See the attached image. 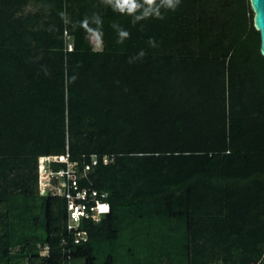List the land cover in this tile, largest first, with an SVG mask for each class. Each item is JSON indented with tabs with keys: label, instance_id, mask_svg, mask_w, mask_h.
I'll return each mask as SVG.
<instances>
[{
	"label": "trees",
	"instance_id": "1",
	"mask_svg": "<svg viewBox=\"0 0 264 264\" xmlns=\"http://www.w3.org/2000/svg\"><path fill=\"white\" fill-rule=\"evenodd\" d=\"M137 3L0 0V264H264L249 2L181 0L140 20ZM65 153L109 204L77 242L64 198L38 190L39 157Z\"/></svg>",
	"mask_w": 264,
	"mask_h": 264
},
{
	"label": "built area",
	"instance_id": "2",
	"mask_svg": "<svg viewBox=\"0 0 264 264\" xmlns=\"http://www.w3.org/2000/svg\"><path fill=\"white\" fill-rule=\"evenodd\" d=\"M52 161L62 162L64 167L52 171L46 165ZM108 161H110L108 158H102L103 164ZM96 162V158L91 156L90 163L83 166V171L88 170ZM54 180L56 182H53ZM38 190L41 193L50 192L64 198L66 230L74 233V242L85 239L84 232L77 230L81 219L98 221L103 214L109 211V204L105 200L106 194L104 192L78 186L75 162L68 160L67 153L57 157H39Z\"/></svg>",
	"mask_w": 264,
	"mask_h": 264
},
{
	"label": "clouds",
	"instance_id": "3",
	"mask_svg": "<svg viewBox=\"0 0 264 264\" xmlns=\"http://www.w3.org/2000/svg\"><path fill=\"white\" fill-rule=\"evenodd\" d=\"M180 2L181 0H160V3L157 4L156 0H143V5H145L146 7L143 8L142 14L140 16H137L136 19L140 20L152 15L160 17L161 7L175 11L176 8L179 6ZM115 7L120 12L127 11V13L132 14L138 9H140L142 6L141 4L137 3V0H115ZM118 34L121 38V42L124 38H127L129 36V33L123 30H120ZM149 44L152 47H156L154 39H150ZM139 55L142 57L144 55V52L141 51Z\"/></svg>",
	"mask_w": 264,
	"mask_h": 264
},
{
	"label": "water",
	"instance_id": "4",
	"mask_svg": "<svg viewBox=\"0 0 264 264\" xmlns=\"http://www.w3.org/2000/svg\"><path fill=\"white\" fill-rule=\"evenodd\" d=\"M252 24L259 34V53L264 58V0H248Z\"/></svg>",
	"mask_w": 264,
	"mask_h": 264
},
{
	"label": "rangeland",
	"instance_id": "5",
	"mask_svg": "<svg viewBox=\"0 0 264 264\" xmlns=\"http://www.w3.org/2000/svg\"><path fill=\"white\" fill-rule=\"evenodd\" d=\"M89 39H90V41L95 42L96 37H95V35H91V36L89 37ZM53 182H56V180H54Z\"/></svg>",
	"mask_w": 264,
	"mask_h": 264
}]
</instances>
